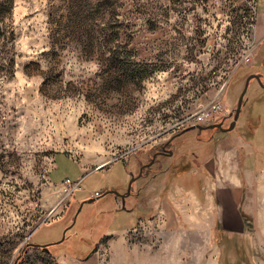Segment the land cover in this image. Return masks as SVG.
I'll return each mask as SVG.
<instances>
[{"label":"rangeland","instance_id":"1","mask_svg":"<svg viewBox=\"0 0 264 264\" xmlns=\"http://www.w3.org/2000/svg\"><path fill=\"white\" fill-rule=\"evenodd\" d=\"M255 2L256 12L247 0H0V264H264V227L201 191L205 161L217 167L221 147L225 167L254 115L250 136L264 146L255 80L232 131H187L156 159L138 205L101 196L73 223L79 203L123 187L194 115L219 102L207 125L233 111L248 73L264 83ZM31 242L51 254L24 252Z\"/></svg>","mask_w":264,"mask_h":264},{"label":"crops","instance_id":"2","mask_svg":"<svg viewBox=\"0 0 264 264\" xmlns=\"http://www.w3.org/2000/svg\"><path fill=\"white\" fill-rule=\"evenodd\" d=\"M261 119L260 117L258 125L249 127L252 135L261 126ZM250 124L255 125V122ZM253 139L251 136L243 137L241 140L240 138L232 139V142L226 145L228 150L224 157L225 167L223 159L221 160V147L218 148V153L215 154L219 163L217 167L214 165V160L211 162L206 160L203 164L204 178L207 179L206 186L202 185L201 191L203 199H211L215 194L219 200L215 205H222L224 202L232 212L236 209L243 220V225L246 219L254 226L264 227V146L254 142ZM191 200L203 201L193 192ZM208 205L213 204L209 201ZM233 218H236L235 215ZM150 255L146 252L141 257L146 259L151 257ZM146 261L149 262L148 259Z\"/></svg>","mask_w":264,"mask_h":264},{"label":"water","instance_id":"3","mask_svg":"<svg viewBox=\"0 0 264 264\" xmlns=\"http://www.w3.org/2000/svg\"><path fill=\"white\" fill-rule=\"evenodd\" d=\"M208 47H210V45H208ZM209 49H210V48H207V51H209ZM261 77H262V74H261V73H251V74H249V75L246 77V79H245V81H244V84H243V88H242V90H241V92H240V94H239V96H238V99H237V103H236V107H235V109H234L233 111H231L230 113H228L226 116H224L220 122L211 123V124H207V125L196 124V125H192V126L186 127V128H184L183 130H181L180 132H178L177 134L173 135V136L170 138V140H172V139H174V138L180 136L181 134H183V133H185V132H187V131L194 130V129L198 130V132H202V131H205V130H212V129H214V128H217V129H218L219 131H221V132H230V131H232V130L236 127V124H237V121H238V117H239L240 112H241V110H242V106H243V104H244V102H245V100H244V96H245V93H246V91H247V88H248V86H249L251 80H253V79L256 80L257 84H258L262 89H264V83L262 82ZM227 118H232V120H231V122L229 123V125H228L227 127H223V121H224L225 119H227ZM168 142H169V141H168ZM168 154L171 156V155H172V151H169ZM154 157H155V154L153 155V159H152V161L154 160ZM152 161H151L150 163H148L147 165H150V164L152 163ZM147 165H144V166H147ZM142 169H143V167L140 168V171H139L138 176L141 174ZM133 180H134V178H132V179L129 181V183H128L127 193H126L127 195H128L129 192H130V186H131V183H132ZM109 194H113V195H115L116 197H120V198H122V204L124 203V200H123V199H124L125 195L120 194V193H119L118 191H116V190H106V191H104L102 194H100V195H98V196H96V197H92V198H90V199H88V200H86V201H83V202L79 203V207H78V209H77V211H76V213H75V216H74V218H73V223H74V221H75V218H76L77 214H78L79 211L81 210L83 204H85V203H93V202H94L96 199H98L99 197H101V196H105V195H109ZM73 223H72V224H73ZM63 240H64V236H63L59 241H57L55 244L60 243V242H62ZM30 245H31V246H34V247H39V248H41V249H47V250H48V247L50 246V244L36 245V244H33V243H31Z\"/></svg>","mask_w":264,"mask_h":264},{"label":"flooded vegetation","instance_id":"4","mask_svg":"<svg viewBox=\"0 0 264 264\" xmlns=\"http://www.w3.org/2000/svg\"><path fill=\"white\" fill-rule=\"evenodd\" d=\"M254 73H258V71L257 72H254ZM261 80H262V77H261ZM252 81H254V79L253 80H251V82ZM256 81V80H255ZM244 105V104H243ZM243 107V106H242ZM222 119V118H221ZM221 119L220 120H218L217 122H220L221 121ZM230 119V118H229ZM232 119V118H231ZM226 120H228V119H225L224 121H223V126H224V124L226 123L225 121ZM226 126V125H225ZM212 130H218L217 128H214V129H212ZM194 131H195V129H194ZM205 131H207V130H205ZM219 131V130H218ZM203 132V131H202ZM195 135H196V131H195ZM179 137V136H178ZM171 138V137H170ZM170 138L168 139V140H166L163 144H161V145H159V147L157 148V149H155L154 151H153V155L155 154V157H154V160L152 161V159H153V155H152V157L150 158V160L148 161V162H146V163H142L141 165H139V167H138V170H137V172L134 174V173H132V172H129L128 174H127V182L125 183V185L123 186V187H118V188H110V189H108V190H116V191H118L120 194H122V195H125V197H124V202L126 201V200H128V199H131L132 200V202H134V203H132V205H138V202H137V199L139 198V195L141 194V190L143 189L142 188V182L146 179V178H148L149 176H150V174H151V171L153 170L152 169V167L155 165V161H156V159L158 158V157H161V156H168V157H171L172 155H173V149H172V147H173V145H174V143L176 142V139L177 138H174V139H172V140H170ZM196 140L197 141H199V140H203V139H201V138H198V137H196ZM169 141V142H168ZM169 151H172V155L170 156L168 153H169ZM152 161V163L150 164V165H147L148 163H150ZM144 165H147V166H144ZM141 167H143V169H142V172H141V174L138 176V174H139V171H140V168ZM132 178H134V180L132 181V183H131V186H130V192H129V194L127 195L126 193H127V187H128V183H129V181L132 179ZM111 195H113V194H111ZM114 197H115V199H117V200H119V202H122V198H120V197H116L115 195H113ZM127 210H129V209H127Z\"/></svg>","mask_w":264,"mask_h":264},{"label":"built area","instance_id":"5","mask_svg":"<svg viewBox=\"0 0 264 264\" xmlns=\"http://www.w3.org/2000/svg\"><path fill=\"white\" fill-rule=\"evenodd\" d=\"M248 1V6L250 9H253L256 12V0H247ZM252 63L251 56H246L244 59V64L245 65H250ZM223 111V107L219 102H214L210 107L204 109L203 111H200L198 114L193 116V123L194 125L196 124H204V123H209L210 119L212 118L213 114H217L219 112ZM64 183L66 187L70 188L69 192L74 193L77 189H80V184L72 182L70 179L65 178ZM98 193L95 192V195Z\"/></svg>","mask_w":264,"mask_h":264},{"label":"trees","instance_id":"6","mask_svg":"<svg viewBox=\"0 0 264 264\" xmlns=\"http://www.w3.org/2000/svg\"><path fill=\"white\" fill-rule=\"evenodd\" d=\"M249 74H250V73H248L247 75H249ZM246 77H247V76H246ZM258 87H259V86H258ZM259 90H264V89H262V88L259 87ZM248 102H249V99H246V98H245V102H244V105H243V107H242L243 110L245 109V107H246V105H247ZM254 117H255V121L248 119L249 125L252 126V127H253V126H256L258 120L260 119V116L254 115ZM254 117H253V119H254ZM252 122H255V125H254V124H250V123H252ZM244 123H247V121H245ZM244 123H243V125L240 127L241 130H242V131H241V135H243L244 137H247V136H250V134H251L252 131H251L249 128H247L248 131H247L246 133H244V131H243V130H245V128H244V127H245V124H244ZM249 125H248V126H249ZM240 128H239V129H240ZM190 131H191V130H190ZM248 133H249V134H248ZM176 138H178V137H176ZM210 140H212V139H208L207 142L210 141ZM109 195H110V194H109ZM105 196H107V195H105ZM105 196H102V197H105ZM31 243H32V242H31ZM31 243H30V244H31ZM30 244H27V245L25 246V248L23 249L24 252H25V249L28 248ZM48 248H50V246H49ZM93 248H94V247H93ZM93 248H90L88 254H90V252L93 250ZM43 250H46L48 253H50V251H49L50 249H49V250H47V249H43ZM23 251H22V254L24 253ZM50 254H51V253H50ZM21 257H22V255L19 256V258L17 259L16 264H19V261L21 260ZM86 257H87V255H86V256H83V257H81V258H86Z\"/></svg>","mask_w":264,"mask_h":264},{"label":"bare ground","instance_id":"7","mask_svg":"<svg viewBox=\"0 0 264 264\" xmlns=\"http://www.w3.org/2000/svg\"><path fill=\"white\" fill-rule=\"evenodd\" d=\"M114 245V244H113ZM118 249V248H117Z\"/></svg>","mask_w":264,"mask_h":264}]
</instances>
